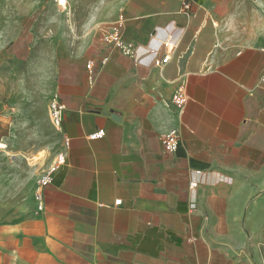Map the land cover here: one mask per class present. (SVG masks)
I'll return each mask as SVG.
<instances>
[{"label": "crops", "instance_id": "0c3cea01", "mask_svg": "<svg viewBox=\"0 0 264 264\" xmlns=\"http://www.w3.org/2000/svg\"><path fill=\"white\" fill-rule=\"evenodd\" d=\"M237 2L110 0L59 53L62 149L27 214L0 222V264H264V29L227 53ZM115 22L130 54L102 38Z\"/></svg>", "mask_w": 264, "mask_h": 264}, {"label": "rangeland", "instance_id": "374dc122", "mask_svg": "<svg viewBox=\"0 0 264 264\" xmlns=\"http://www.w3.org/2000/svg\"><path fill=\"white\" fill-rule=\"evenodd\" d=\"M110 0H0V222L27 214L39 182L60 156L48 116L59 53L76 54ZM225 25L227 53L252 28L264 29V0H238Z\"/></svg>", "mask_w": 264, "mask_h": 264}, {"label": "built area", "instance_id": "2783aa9c", "mask_svg": "<svg viewBox=\"0 0 264 264\" xmlns=\"http://www.w3.org/2000/svg\"><path fill=\"white\" fill-rule=\"evenodd\" d=\"M56 4L61 8H66V0H55ZM182 13H184L187 16L191 15V0H181V6L179 9ZM121 24L120 22H115L111 24L107 29L103 31L102 38L104 41L109 42L120 48L122 52L125 54H130L132 52V44L131 43H125L121 38V30H120ZM166 44V43H165ZM259 49L264 52V40L262 44L260 45ZM169 59V55H164L161 58L154 59V65L161 66L162 64L166 63ZM90 61L86 64V66L90 67ZM188 96L183 89H178L174 99L173 103L180 111L183 110L186 102H187ZM65 105L59 101L58 96L56 94H53V96L50 98L48 103V116L49 120L52 123L54 127L59 129V126L61 124V121L63 119V111H64ZM102 131H99L98 134H100ZM178 130L176 128H171L168 130V132L163 137V144L166 150L173 151L176 147L177 141H178ZM51 169H48L47 172L42 176L39 184L44 185L47 182L50 181V173ZM120 200H115V204H118Z\"/></svg>", "mask_w": 264, "mask_h": 264}]
</instances>
